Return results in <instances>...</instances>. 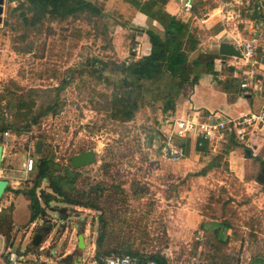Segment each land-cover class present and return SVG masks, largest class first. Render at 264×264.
I'll use <instances>...</instances> for the list:
<instances>
[{
  "label": "rangeland",
  "instance_id": "rangeland-1",
  "mask_svg": "<svg viewBox=\"0 0 264 264\" xmlns=\"http://www.w3.org/2000/svg\"><path fill=\"white\" fill-rule=\"evenodd\" d=\"M91 1L110 15V27L105 28L107 21L97 24L87 15L45 19L27 26L19 16L20 10L14 9L18 3L4 0L0 14V94L6 100L1 103V118L25 125L27 120L17 109L18 101L14 99L15 104L8 107L7 98L33 88L41 89L26 95L27 101H34V112L43 101L55 97L60 109L42 117L28 131L8 130L6 138L5 132L0 133L5 148L0 178L8 179L12 188L28 189L36 173L26 169L30 156L37 160L42 154H50L71 168L73 155L93 149L96 161L79 168L76 186L82 190L96 188L93 196L99 197L104 217L111 222L110 247L127 242L141 254L165 256L168 264H264L253 257L264 251V186L258 178L264 167L260 162L264 158V135L255 134L258 142H249L251 147L245 145L239 150L246 163L244 170L237 168L238 172L229 167V142L224 140L214 143L215 149H207L202 160L194 156L176 162L164 158L160 145L164 136L172 134V120L180 113L177 103L174 107L165 97L169 77L145 84L134 119L124 122L111 118L114 86L100 79L98 73L92 75L94 66L88 58L132 62L145 57L149 39L132 24L138 8L129 0ZM216 5L227 11L222 22L241 26V19L250 16L262 0H208L200 7L205 11ZM189 21L202 52L216 50L210 49L214 39L206 24L197 18ZM198 55L199 51L191 52L190 60ZM230 69L221 72L223 81L232 78ZM113 72V66H109L104 75L116 81L120 76ZM194 72L198 79L206 75V65L196 64ZM243 77L242 72L240 79ZM190 81L183 86L185 91L192 89ZM62 85L60 91L51 89ZM182 94L177 97L179 103ZM183 101L180 110L188 104ZM38 140L44 141L39 153ZM247 148L257 152L253 160L249 159L251 155L247 157ZM42 187L51 197L49 203L41 199L46 215L35 222L30 221V201L24 194L6 191L0 201V211L13 206L12 221L23 227L15 234L14 247L25 251L26 264H100L95 260V242L101 211L65 203L49 188L47 180ZM225 221L229 225L226 229L222 224ZM218 224L222 225L219 234ZM82 228L86 242L83 248L79 247ZM39 232L42 241L32 244Z\"/></svg>",
  "mask_w": 264,
  "mask_h": 264
},
{
  "label": "trees",
  "instance_id": "trees-1",
  "mask_svg": "<svg viewBox=\"0 0 264 264\" xmlns=\"http://www.w3.org/2000/svg\"><path fill=\"white\" fill-rule=\"evenodd\" d=\"M129 1L151 19L148 27L137 29L140 32L146 33L149 38L151 48L148 54L141 59L132 62L124 61L122 63L104 60L99 57L88 58V63L94 66L91 72L92 75L98 73L100 79H104L114 86L109 108L111 118L124 122L134 119L136 112L141 107L145 84L147 82L155 83L161 80L164 81L167 77L171 80L165 85V97H167V103L175 107L177 97L180 95L183 86L189 80H191L190 85L192 86L198 81L199 75L196 72L193 73V68L196 64L202 62L206 65V71L215 76L217 83L222 85L225 91H229L230 85L240 84L234 76L228 82H224L218 78L220 74L216 71L214 62L217 58H226L227 55H222L220 52L203 53L199 46L200 39L192 28L190 21L179 19L164 9L168 0ZM8 2L10 4L14 2L18 3L14 9L20 10L19 16L22 17V21L27 26H35L45 19L65 20L70 17L78 19L83 15H87L88 19L97 24L100 20L107 21L105 22V28L111 25L108 22L110 15L100 5L91 0H8ZM154 21H157L161 28L154 26ZM109 43H112V38H109ZM194 51H199V55L197 58L190 60V53ZM97 64L100 67L96 66ZM109 66H113L115 70L112 74H118L120 76L118 80L113 81L110 76L104 75L105 70ZM233 71L234 68H232ZM193 74L194 76L191 78ZM62 88H64V85L51 89L60 91ZM37 91H41V89L33 88L29 93H12L14 98H7L8 107L15 104L13 102L14 99L18 101L17 109L19 112H22L27 122L25 125L17 126L11 120H7L4 117L1 118L0 116L1 134L8 130L15 132L28 131L42 117L58 112L60 108L56 97L43 101L37 108L38 111L34 112V101H27L28 96L26 95L32 96L33 92ZM239 92L241 93V89H239ZM3 100H6V98L3 94H0V112L2 110L1 103ZM236 144L237 142L232 139L227 145L226 150L230 152ZM206 145L200 149L206 150ZM262 164L264 165V162ZM79 168H75L73 165L71 168L63 166L52 155L42 154L35 162L34 171L36 173L32 186L28 189H15L9 185L6 191H13L18 195L24 194L29 199V208L31 211L30 221L35 222L39 217L46 215V210L41 204V199L45 200L46 203L50 201L51 193L42 187V182L47 180L49 188L55 194L61 196L65 203L101 211V222L95 242L96 262L102 264L100 258L111 253L142 255L139 251H133L131 245L127 242L120 243L119 247L109 246L111 244L109 236L111 222L104 217L105 211H102L99 197L93 196L96 192L95 187L89 190L77 189L76 182L81 173ZM203 172H206L205 169ZM13 210L14 207L9 206L0 211V232L9 236L13 233L15 226L12 221ZM226 222L222 223L225 229L229 227ZM221 227L222 225H217V234H219L218 229ZM145 255L168 264L167 258L163 255Z\"/></svg>",
  "mask_w": 264,
  "mask_h": 264
},
{
  "label": "crops",
  "instance_id": "crops-1",
  "mask_svg": "<svg viewBox=\"0 0 264 264\" xmlns=\"http://www.w3.org/2000/svg\"><path fill=\"white\" fill-rule=\"evenodd\" d=\"M184 1L185 0H168L164 9L170 14L177 16L179 19L189 21L191 19L197 18L200 19L203 24H206L205 27L209 29L210 37L214 39L213 43H211L210 49H216L211 52L219 53V46L222 42H229L235 45L238 41L252 40H254L256 50L249 61H247L244 56L243 58L227 56L226 58H217L215 60V69L220 74L218 77L220 80H223L224 77L221 72L225 68L229 67L231 68V77H236L237 81L240 83L239 85H230L228 92L223 89L222 85L217 83L215 76L207 71L206 75L199 77L198 81L196 82L197 84H194V86L190 85L192 89L189 90L192 91H185L187 88L183 87L182 93L184 95L182 94L183 97L179 99L180 103L177 101L178 112L180 111V113L175 116L171 125H173V122L177 118L184 117L190 108H194V112L197 113L202 110V114L204 116L213 112H221L226 116L237 117L248 113L259 112L264 104V0H262L261 6L253 9V12L250 16L241 19V26H238V24L227 25L226 22H222V19L227 16V11H225L221 5H216L212 8H209L208 10L206 8L205 11H203L200 6L208 0H193L194 7L192 10L185 11L182 8ZM228 19L230 18L228 17ZM132 24L136 28H146L149 24L148 16L136 9V11H134ZM153 25L157 26V28H161L157 21H154ZM117 26L120 28L121 24H118ZM150 48V42H147V54L150 51ZM238 49L240 50V48ZM240 63H243V66ZM238 64L242 67L245 66L244 69L238 66ZM232 68H234L233 72ZM242 72L244 73L245 77H243L241 80L240 75ZM244 79L249 83V85L245 88L241 85ZM228 81L229 80H227V82ZM239 89H241V93L239 92ZM232 94L235 96L231 97ZM183 99H185L186 102L188 101V104L187 106H183L186 109L184 108L183 110H180L179 106L182 104V102H184ZM254 132L245 134L244 138H239L238 136L228 134L223 139H220L226 142H230L233 139L237 142V144L231 149L229 158H227L230 163L229 167L232 171L238 172L237 168L240 170L245 169L246 160H242L238 152L243 147H245V145L251 147V145L248 144L249 142H258L259 138L255 134L264 135V127L260 128L259 130H255ZM208 140L209 141H206L207 143L204 142L205 139L199 140L204 143V145L202 144L203 147L207 144L206 150H203L200 149L203 147L198 144V139L196 136H188L184 138L177 135L172 136V141L175 144L181 145L185 148L184 158H191L194 156L197 158V160H202L201 157L203 154L208 153L207 149H215L214 143L219 141L216 139ZM209 145H211V147H209ZM252 147V149L255 148L254 146ZM252 149L247 148V157L251 155L249 158L250 160H253L255 158L254 156L257 154V152L252 153ZM196 152H198V154H196ZM260 162H264V158H260ZM263 168L261 167V170ZM253 257L261 259V262L264 263L263 250H259L258 254H254ZM252 263L255 264L254 262Z\"/></svg>",
  "mask_w": 264,
  "mask_h": 264
},
{
  "label": "built area",
  "instance_id": "built-area-1",
  "mask_svg": "<svg viewBox=\"0 0 264 264\" xmlns=\"http://www.w3.org/2000/svg\"><path fill=\"white\" fill-rule=\"evenodd\" d=\"M182 8L185 11H191L193 8V0H185ZM236 47L240 48L244 58L249 61L256 50L254 40L252 41H238ZM242 87L249 85L248 81L242 82ZM172 134L164 137L160 145L162 156L170 161H180L185 157V148L181 145L175 144L172 141V136L179 137L196 136L198 144L202 145V139H223L226 135L232 134L239 138H244L245 134L255 129L264 127V104L259 112L244 114L237 117L226 116L221 112H213L208 115L200 114L199 112H188L184 117L177 118L173 122ZM9 132H5V137ZM4 145V144H3ZM36 159L31 157L26 163L27 171H33ZM23 227L20 224H15L13 233L9 236L0 232V264H26L28 259L19 246L14 247L16 241L15 234ZM44 248H40L43 250ZM102 264H167L159 262L154 258L148 257L145 254H118L111 253L102 256Z\"/></svg>",
  "mask_w": 264,
  "mask_h": 264
},
{
  "label": "water",
  "instance_id": "water-1",
  "mask_svg": "<svg viewBox=\"0 0 264 264\" xmlns=\"http://www.w3.org/2000/svg\"><path fill=\"white\" fill-rule=\"evenodd\" d=\"M3 4H4V0H0V14L3 13ZM1 21L2 19L0 20V22ZM219 52L222 55L236 56L239 58H243L242 52L234 44L229 43V42H222L219 46ZM42 145H43V141L38 140L37 142V152L38 153L41 152ZM4 149H5L4 145L0 143V171L2 170ZM95 161H96V153L93 149H90V150H87L81 153H77L71 157L72 165L75 168L89 165ZM259 181L264 183V168L259 174ZM9 185H10V181L8 179L0 178V201ZM47 230H49V228ZM84 233H85V228H82L79 234V247L81 248L86 246ZM42 239H43V234L41 232L35 234L32 240L33 244L35 245L39 244L42 241Z\"/></svg>",
  "mask_w": 264,
  "mask_h": 264
},
{
  "label": "bare ground",
  "instance_id": "bare-ground-1",
  "mask_svg": "<svg viewBox=\"0 0 264 264\" xmlns=\"http://www.w3.org/2000/svg\"><path fill=\"white\" fill-rule=\"evenodd\" d=\"M0 20H1V17H0Z\"/></svg>",
  "mask_w": 264,
  "mask_h": 264
}]
</instances>
